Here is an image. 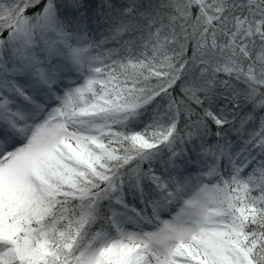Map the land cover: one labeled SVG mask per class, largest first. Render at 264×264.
<instances>
[{"label": "snow or ice", "instance_id": "snow-or-ice-1", "mask_svg": "<svg viewBox=\"0 0 264 264\" xmlns=\"http://www.w3.org/2000/svg\"><path fill=\"white\" fill-rule=\"evenodd\" d=\"M0 264H264V0H0Z\"/></svg>", "mask_w": 264, "mask_h": 264}]
</instances>
